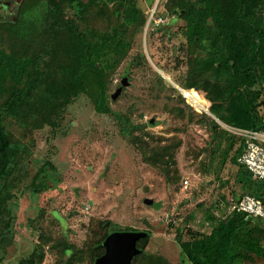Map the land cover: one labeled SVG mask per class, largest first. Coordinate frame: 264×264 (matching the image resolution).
Returning a JSON list of instances; mask_svg holds the SVG:
<instances>
[{
    "label": "rangeland",
    "instance_id": "rangeland-1",
    "mask_svg": "<svg viewBox=\"0 0 264 264\" xmlns=\"http://www.w3.org/2000/svg\"><path fill=\"white\" fill-rule=\"evenodd\" d=\"M133 1L146 16L142 27H125L118 3L92 5L78 19L62 0L52 26L49 0H0L2 23L16 21L20 11L61 42L70 39L69 27L76 21L89 42L110 39L116 50H126L111 55L119 62L106 75L109 113L96 110L98 90L95 76L89 74L85 90L66 107L58 127L35 129L33 119L5 120L11 150L6 155L9 170L0 184V264H91L100 233L112 229L150 231L147 253L165 258L167 264H181L176 238L180 222L168 224L165 215L179 213L190 225L204 219L215 202L247 191L236 182L242 169L234 163L239 139L210 110L202 114L189 107L176 89L197 83L194 104L207 106V93L198 86L205 88L212 74L193 64L185 22L168 12V0H159L157 6V0ZM18 35L17 27L0 24V50L9 49ZM125 78L128 85L113 101ZM222 88L216 82L206 90ZM7 98V93L0 94V107ZM260 112L264 117V109ZM206 117L220 126L215 136ZM231 137L236 146L226 156ZM46 162L56 173L46 189L36 193L32 182ZM255 186L262 189L264 182ZM189 240L187 234L181 242ZM67 246L74 250L72 257L66 254Z\"/></svg>",
    "mask_w": 264,
    "mask_h": 264
},
{
    "label": "trees",
    "instance_id": "trees-1",
    "mask_svg": "<svg viewBox=\"0 0 264 264\" xmlns=\"http://www.w3.org/2000/svg\"><path fill=\"white\" fill-rule=\"evenodd\" d=\"M60 1L49 0L47 5L52 26H56V17L61 12ZM65 1L78 19L90 6L106 2L120 4L125 27H142L146 24V16L133 0ZM167 7L176 20L185 22L184 35L195 53L193 64L199 70L212 74L211 79L205 80V88L198 86L203 93H207L209 110L228 126L264 131V117L260 112L264 109V0H168ZM17 16L14 22H0L17 27L19 33L18 39L9 49L0 50V92L6 90L8 94L0 107V184L4 183V173L9 170L6 169L9 164L6 155L11 150L5 120L9 117L20 121L33 119L35 129L58 127L66 107L85 90L86 82L90 81L87 79L89 74L95 76L94 83L98 90L96 110L109 113L106 75L119 62V58L113 59L111 55L121 56L126 51L123 50L124 46L116 50L110 39L108 42H89L86 34L78 29L76 21H72L69 27L70 39L65 38L60 42L42 24L36 26L35 22H39L36 19L25 20L20 11ZM174 22H170L166 28H171ZM114 37L117 40L118 35ZM216 82H220L223 88L207 92L210 89H206ZM196 86L197 83L191 82L184 89H195ZM206 118L215 136L220 126L210 117ZM232 138H229L226 156L236 146ZM241 150L240 145L235 151V164ZM240 168L236 182L243 183L247 190L245 193L264 198V188H256L258 182L251 178L245 168ZM52 173H56V168L51 162H46L32 182L36 193L46 189ZM233 197L237 199L239 195L234 194ZM1 202L3 199L0 197V213L3 206ZM215 216L216 209L209 207L205 219L212 224L210 234L193 232L187 229V218L180 220L176 238L182 251L181 264H264L262 221L258 220L254 224L256 221L253 222L245 214L217 218L220 221ZM115 232L145 234L137 243L139 254L132 259L131 264H137L140 260H146V264H167L165 258L147 253L150 231L134 229L101 232L95 242V252L89 256L91 264H95L105 254L104 243ZM187 234L191 240L181 242ZM65 250L68 256L75 255L69 246Z\"/></svg>",
    "mask_w": 264,
    "mask_h": 264
},
{
    "label": "built area",
    "instance_id": "built-area-1",
    "mask_svg": "<svg viewBox=\"0 0 264 264\" xmlns=\"http://www.w3.org/2000/svg\"><path fill=\"white\" fill-rule=\"evenodd\" d=\"M156 23L157 20H155ZM162 21V19H160ZM163 22V21H162ZM183 99L199 113H208V106L200 109L194 104V89H184L176 87ZM230 131L241 139L242 150L236 157V165L245 168L251 178L256 182H264V132L250 131L237 128H230ZM184 186H190L188 179L183 181ZM216 209V216L225 219L227 216L235 214H245L253 220H260L264 223V198H259L250 193H244L237 199L229 198L227 200H220L211 205ZM165 221L168 224L178 225L180 218L174 214H166ZM212 227L208 219H198L193 224L190 223L188 228L192 231H206Z\"/></svg>",
    "mask_w": 264,
    "mask_h": 264
},
{
    "label": "water",
    "instance_id": "water-1",
    "mask_svg": "<svg viewBox=\"0 0 264 264\" xmlns=\"http://www.w3.org/2000/svg\"><path fill=\"white\" fill-rule=\"evenodd\" d=\"M20 1L21 0H17L18 3H20ZM157 3L158 0L156 2V6ZM127 85L128 80L125 78L121 86L118 87L114 94H112L111 99L116 101L120 96H122L123 89ZM147 190L148 189H146V191ZM145 203L152 204V201L146 199ZM160 206L161 205L158 203L154 204L155 209H159ZM144 224L148 227L151 226L146 219L144 220ZM144 235L145 234L143 232H115L110 234L104 243L106 248L105 254L97 259L95 264H131L132 259L139 254L137 243Z\"/></svg>",
    "mask_w": 264,
    "mask_h": 264
},
{
    "label": "crops",
    "instance_id": "crops-1",
    "mask_svg": "<svg viewBox=\"0 0 264 264\" xmlns=\"http://www.w3.org/2000/svg\"><path fill=\"white\" fill-rule=\"evenodd\" d=\"M158 3H159V0H158ZM158 5V4H157ZM205 99H206V96H205ZM207 101V100H206ZM208 106V105H207ZM228 126V125H227ZM230 128H234V127H231V126H229ZM237 129H240V128H237ZM243 130H246V129H243ZM250 131H256V130H250ZM264 132V131H263ZM235 135V134H234ZM238 139H239V142H240V145H241V139L237 136V135H235ZM242 147V146H241ZM258 197V196H257ZM174 215H179V213H176V214H174ZM180 218V217H179ZM218 217L217 216H215V219L217 220V221H220V220H218L217 219ZM181 219V218H180ZM199 219H201V218H199ZM253 220V219H252ZM253 221H257V220H253ZM212 227L209 229H207L206 231H199V230H196V231H193V232H200V233H204V234H210V233H212ZM181 255H182V251H181Z\"/></svg>",
    "mask_w": 264,
    "mask_h": 264
}]
</instances>
